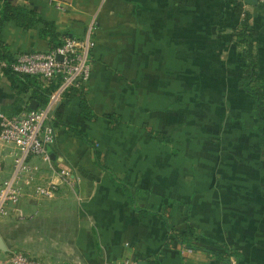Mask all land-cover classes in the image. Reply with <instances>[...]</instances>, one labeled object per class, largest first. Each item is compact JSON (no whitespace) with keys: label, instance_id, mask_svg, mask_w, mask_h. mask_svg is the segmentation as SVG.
Wrapping results in <instances>:
<instances>
[{"label":"crops","instance_id":"0c3cea01","mask_svg":"<svg viewBox=\"0 0 264 264\" xmlns=\"http://www.w3.org/2000/svg\"><path fill=\"white\" fill-rule=\"evenodd\" d=\"M9 1L53 22L61 41L91 33L92 72L81 84L97 118L86 119L74 97L62 122L87 132L101 155L98 162L95 149L51 113L52 165L71 169L76 186L62 183L40 157L27 159L40 168L34 183L52 179L60 187L49 198L36 196L34 185L24 187L0 221L7 246L0 264L13 251L45 264H229L178 242L166 246V224L155 213L168 201L177 203L167 216L180 230L190 205L189 223L206 235L202 247L235 249L242 260L232 261L264 264V154L251 130L258 125L251 127L252 96L238 85L250 62L235 34L242 18L233 6L224 0ZM244 10L258 31L264 72V6ZM44 29L43 23L25 29L5 22L2 43L12 59L0 64L21 52L50 50ZM5 70L0 65V112L16 115L32 100L38 108L47 104L40 90L51 83L29 75L14 86ZM150 130L168 142L154 140ZM18 155L16 145L0 143V183L12 177ZM120 182L141 190L134 204ZM136 207L152 213L141 217Z\"/></svg>","mask_w":264,"mask_h":264},{"label":"built area","instance_id":"2783aa9c","mask_svg":"<svg viewBox=\"0 0 264 264\" xmlns=\"http://www.w3.org/2000/svg\"><path fill=\"white\" fill-rule=\"evenodd\" d=\"M49 1L53 2L54 0ZM258 4L264 6V0H258ZM248 5L245 3V6ZM94 46L95 40L91 33H88L83 39L67 36L60 45L53 49L21 52L11 63L0 64L2 67H9L17 74L40 77L46 83L53 81L59 83L50 100L43 107L25 108L16 115L0 112V143L14 144L19 149L12 177L0 183V221L9 214L10 205H17L21 201L24 187L34 185V194L41 198L52 197L60 187V183L52 179L34 183L40 168L37 165L29 164L27 162L29 157H40L62 183L75 188L76 177L73 171L69 168L56 170L52 165L48 146L54 142L56 131L50 120L53 119L51 113L57 107L61 95L70 87L78 86L90 78L92 72L90 54ZM57 55H61L62 59H58ZM2 170L0 161V172ZM8 264L45 263L21 251H13L9 256ZM118 264H135V262L126 259Z\"/></svg>","mask_w":264,"mask_h":264},{"label":"trees","instance_id":"16d2710c","mask_svg":"<svg viewBox=\"0 0 264 264\" xmlns=\"http://www.w3.org/2000/svg\"><path fill=\"white\" fill-rule=\"evenodd\" d=\"M225 2L231 4L239 17H241V27L239 30L235 31L236 37L239 42L244 43L246 46L247 59L250 62L248 72L242 75L238 79V85L245 90L254 99V110L256 112V118L258 125L251 128V130L258 135V145L260 146L264 154V72L260 68L257 49L255 47L256 37L258 31L250 26L251 14L244 10L245 3L243 0H224ZM244 14V16H243ZM7 21H15L19 26L29 29L32 28L37 23H43L45 29L41 32L44 38H49L51 44V49L57 47L62 43L59 39V34L56 32L55 25L53 22L45 21L41 16L38 15L34 10L24 6L12 4L9 0H0V59H12L9 52H7L4 44L2 43V28ZM6 73L10 77L12 84L15 86V81L18 78H28L29 75H22L13 72L9 67L6 68ZM59 83L53 81L46 91L40 90L45 97L43 102L47 103L49 94L58 87ZM66 99H64L55 109L56 123L65 124L62 122V116L64 112V107L66 103L74 98H80V107L82 115L88 120H95L97 118L96 114L92 111V108L88 104L85 86L80 83L78 87H71L65 94ZM108 118H112V115H108ZM69 129L80 139L85 141L88 145L95 149V155L98 162H100V151L97 147V141L92 139L87 132H84L77 126L68 125ZM151 137L158 142H168L169 137L164 135L162 132L150 130ZM105 168V167H104ZM119 185L128 195L129 201L134 204L136 195L141 192V190L133 187L126 182H120ZM176 201H168L163 207L161 212H156L155 214L162 218L166 224L167 228V242L166 246L169 247L175 242H178L181 246L191 250H205L211 257H215L218 260L224 261L231 264L232 259L236 261L242 260V254L235 249H227L221 247L220 249H208L200 245V241L206 235L194 228L189 223L190 216V205H188V214L186 219V227L183 230L178 229L176 226L170 223V219L167 216L169 209ZM136 211L141 217H146L152 212L136 207Z\"/></svg>","mask_w":264,"mask_h":264},{"label":"water","instance_id":"95a60500","mask_svg":"<svg viewBox=\"0 0 264 264\" xmlns=\"http://www.w3.org/2000/svg\"><path fill=\"white\" fill-rule=\"evenodd\" d=\"M244 1H245V3H247V4L251 5V6H258V0H244ZM57 58L58 59H62V56L61 55H57ZM29 107L31 109H37L38 108L37 101L32 100L30 105H29ZM0 250H3V251L7 250V246H6L5 242H4L1 234H0ZM138 264H147V262L140 261Z\"/></svg>","mask_w":264,"mask_h":264},{"label":"rangeland","instance_id":"374dc122","mask_svg":"<svg viewBox=\"0 0 264 264\" xmlns=\"http://www.w3.org/2000/svg\"><path fill=\"white\" fill-rule=\"evenodd\" d=\"M240 27H241V22H240V24H239V26L237 27V30H239L240 29ZM248 71H244L242 74H246ZM254 103H253V97H252V100H251V103H250V106H251V113H250V118H251V127L253 126V123L255 122H258L257 121V118H256V112H255V110H254ZM225 109H226V104L224 103L223 105H222ZM227 110V109H226ZM228 110L231 112V109H229L228 108ZM247 122H249V120L247 119ZM255 123H254V125H255ZM254 127V126H253ZM189 219H190V217H189ZM205 239H206V236L204 237ZM204 238H202V240L204 239ZM208 239V238H207ZM210 240V239H209ZM209 249V248H208ZM233 260V259H232ZM231 264H239V263H236V261H232L231 262Z\"/></svg>","mask_w":264,"mask_h":264}]
</instances>
